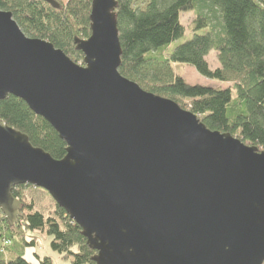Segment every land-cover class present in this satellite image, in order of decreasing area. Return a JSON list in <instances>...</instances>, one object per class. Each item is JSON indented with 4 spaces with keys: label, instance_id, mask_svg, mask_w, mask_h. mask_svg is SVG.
Returning a JSON list of instances; mask_svg holds the SVG:
<instances>
[{
    "label": "water",
    "instance_id": "water-1",
    "mask_svg": "<svg viewBox=\"0 0 264 264\" xmlns=\"http://www.w3.org/2000/svg\"><path fill=\"white\" fill-rule=\"evenodd\" d=\"M115 5L92 0L83 65L0 9V100L66 144L54 159L0 121V211L14 224L12 187L45 190L96 264H264V150L122 76Z\"/></svg>",
    "mask_w": 264,
    "mask_h": 264
},
{
    "label": "trees",
    "instance_id": "trees-1",
    "mask_svg": "<svg viewBox=\"0 0 264 264\" xmlns=\"http://www.w3.org/2000/svg\"><path fill=\"white\" fill-rule=\"evenodd\" d=\"M92 0H0V9L28 37L42 38L83 65L78 42L91 34ZM121 47L118 72L143 90L175 101L196 115L206 128L229 133L264 150V0H115ZM193 11V36L171 53L164 50L183 35L180 12ZM198 30H203L198 33ZM216 54L219 67L206 60ZM192 66L200 75L226 88L187 83L172 65ZM0 121L25 134L30 144L54 159L66 154V144L52 126L13 95L0 100ZM31 185L14 186L11 194L21 207L14 224L0 211V264H34L25 254L34 250L36 232L51 237L52 251L70 264H96L81 228L56 203L44 216L20 196ZM30 234V237H29ZM35 235V234H34ZM36 264H53L48 256Z\"/></svg>",
    "mask_w": 264,
    "mask_h": 264
},
{
    "label": "rangeland",
    "instance_id": "rangeland-1",
    "mask_svg": "<svg viewBox=\"0 0 264 264\" xmlns=\"http://www.w3.org/2000/svg\"><path fill=\"white\" fill-rule=\"evenodd\" d=\"M63 3H66L67 0H61ZM180 22L184 27L183 35L172 41L169 45L166 46L165 52L167 54L171 53L178 45L189 40L193 36V30L191 28V23L194 17L193 11H182L180 12ZM203 30H198V33H202ZM206 60L211 69L219 67V63L216 58L215 52L212 50L206 56ZM82 65L81 63H77ZM173 70L179 74L187 83L189 84H199L210 87H219L226 88L231 86V82H219L216 80L208 79L200 75L196 70L187 64L176 63L172 65ZM260 149V148H259ZM261 150V149H260ZM20 196L27 203H32L35 210L40 211L44 216H48L52 213L55 205V201L51 196L43 189L37 188L31 185V187H25L20 190ZM35 234V235H34ZM32 236H35L37 241L36 247L34 250H27V256L29 259L34 260V256L31 251H35L39 257L48 256L51 258L53 264H70L71 259L66 258L61 254H58L51 250L50 241L51 237L48 236L45 232H36ZM30 237V234H29Z\"/></svg>",
    "mask_w": 264,
    "mask_h": 264
},
{
    "label": "crops",
    "instance_id": "crops-1",
    "mask_svg": "<svg viewBox=\"0 0 264 264\" xmlns=\"http://www.w3.org/2000/svg\"><path fill=\"white\" fill-rule=\"evenodd\" d=\"M31 253H32V255H34V251H31ZM25 256H26V258H27L29 261H32L31 259L28 258V256H27V252H26ZM33 263H34V262H33ZM34 264H36V263H34Z\"/></svg>",
    "mask_w": 264,
    "mask_h": 264
}]
</instances>
